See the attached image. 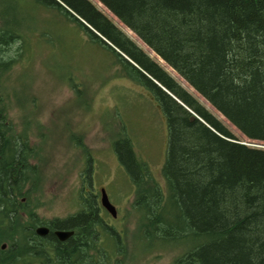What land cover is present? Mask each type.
Here are the masks:
<instances>
[{
	"label": "trees",
	"instance_id": "obj_1",
	"mask_svg": "<svg viewBox=\"0 0 264 264\" xmlns=\"http://www.w3.org/2000/svg\"><path fill=\"white\" fill-rule=\"evenodd\" d=\"M56 11L148 90L167 125L164 189L128 138L113 148L135 186L138 247L177 251L171 264H264V148L245 145L90 0H34ZM242 134L264 142V0H98ZM13 27V26H12ZM19 29L0 27V264H122L125 244L89 193L53 228L32 211L37 148L8 118L3 80ZM35 198V201L33 199ZM21 213L28 218L21 223ZM6 244L5 248H1ZM136 253V252H135Z\"/></svg>",
	"mask_w": 264,
	"mask_h": 264
},
{
	"label": "rangeland",
	"instance_id": "obj_2",
	"mask_svg": "<svg viewBox=\"0 0 264 264\" xmlns=\"http://www.w3.org/2000/svg\"><path fill=\"white\" fill-rule=\"evenodd\" d=\"M90 1L241 142L264 148L190 90L98 0ZM14 26L22 37L11 45L17 61L3 85L10 93L8 118L37 148L31 161L38 172L33 214L41 221L63 219L78 211L87 191L99 194L103 188L116 216L101 214L122 235V264H171L176 250L138 247L135 186L113 148L114 141L128 138L135 158L164 189L167 125L161 108L148 90L120 73L108 52L53 9L34 0H0V27ZM27 218L21 213V223Z\"/></svg>",
	"mask_w": 264,
	"mask_h": 264
},
{
	"label": "water",
	"instance_id": "obj_3",
	"mask_svg": "<svg viewBox=\"0 0 264 264\" xmlns=\"http://www.w3.org/2000/svg\"><path fill=\"white\" fill-rule=\"evenodd\" d=\"M245 145L247 143L241 142ZM100 203L101 206L112 216H116V210L114 205L109 201L106 192L104 189H101V197H100ZM49 232L48 227L46 226H38L35 229V233L39 236H45ZM73 233L72 230H55L53 232V235L59 240V241H64L66 240L69 236H71ZM6 244H2L1 248H5Z\"/></svg>",
	"mask_w": 264,
	"mask_h": 264
},
{
	"label": "flooded vegetation",
	"instance_id": "obj_4",
	"mask_svg": "<svg viewBox=\"0 0 264 264\" xmlns=\"http://www.w3.org/2000/svg\"><path fill=\"white\" fill-rule=\"evenodd\" d=\"M87 193V195L90 193L89 191H87L86 192ZM91 195L94 197V201H95V204H96V207H97V209H96V217L97 218H100L101 219V221L105 224V225H108V223L106 222V220H105V218H104V216H103V214H101L102 212H103V210H105L102 206H101V204H100V192H99V194L98 193H91ZM86 196V195H85ZM106 211V210H105ZM72 215V214H71ZM71 215H68V216H71ZM68 216H66L65 218H67ZM115 217V216H114ZM65 218H63V219H65ZM59 219H61V218H59ZM52 219H49L48 220V222L46 223V224H42V225H39V226H46V227H48V229H49V232L46 234V235H53V232L55 231V230H71V229H58V228H53L52 229V231H51V233H50V228H51V226H50V224H49V222L51 221ZM109 226V225H108ZM36 227H38V226H36ZM36 227H35V229H36ZM72 235H73V233H72ZM71 235V236H72ZM54 236V235H53ZM55 237V236H54ZM70 237V236H69ZM68 237V238H69ZM67 238V239H68ZM65 241V240H64ZM62 242V241H61Z\"/></svg>",
	"mask_w": 264,
	"mask_h": 264
}]
</instances>
